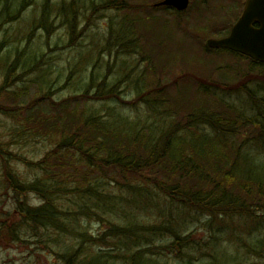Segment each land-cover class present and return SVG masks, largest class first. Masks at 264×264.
<instances>
[{"label":"trees","instance_id":"16d2710c","mask_svg":"<svg viewBox=\"0 0 264 264\" xmlns=\"http://www.w3.org/2000/svg\"><path fill=\"white\" fill-rule=\"evenodd\" d=\"M162 1L126 6L99 0L92 6L89 16L114 10L131 19L116 21L115 30L111 25L104 53L112 62L114 55L135 56L134 69L142 71L135 81L130 74L112 80L113 66L107 61L108 71L99 78L96 68L85 83L81 77L67 78L66 83L83 92L57 105L68 98L89 103L82 108L70 111L60 106L63 112H49L42 107H0L17 122L7 127L8 141L0 136V242L42 246L64 264H264V94L240 92V106L222 88L199 89L205 99L188 106L180 93L174 99L166 96L161 88L165 67L179 62L201 67L203 61L170 52L156 65L155 48L175 38L174 29L183 31L178 20L196 9L191 2L179 13L158 6ZM213 2L208 5L204 0L197 8L201 17L197 24L203 27L198 31L209 39L214 34L227 36L244 5L243 0L237 8L221 3L216 11ZM37 3L42 11L30 37L41 30L49 36L63 17L69 39L63 48L76 47L84 32L80 17L89 12L85 3L76 7L77 0H59L55 15L51 0H0V32ZM159 10L177 22L157 16ZM75 37L80 39L75 42ZM203 49L232 54L210 49L206 42ZM43 58L41 52L28 55L26 47L18 50L4 65L0 96L18 99L24 89L18 83L27 68L34 72L45 68V77L48 64ZM152 68L156 79L150 80ZM251 68L264 77V64L253 62ZM128 82L137 95L127 103L132 108L144 106L145 113L121 125L116 112L102 113L97 105L112 100L125 104L119 88ZM43 85L50 90L49 82L44 80ZM39 144L44 146L41 153L25 152ZM19 164L32 179L21 174ZM238 222L247 226L246 236L235 228ZM198 225L204 238H197ZM93 226L99 231L95 233ZM243 238H248L245 246Z\"/></svg>","mask_w":264,"mask_h":264},{"label":"rangeland","instance_id":"374dc122","mask_svg":"<svg viewBox=\"0 0 264 264\" xmlns=\"http://www.w3.org/2000/svg\"><path fill=\"white\" fill-rule=\"evenodd\" d=\"M58 1L59 0H51L53 15L59 11L60 4ZM98 1L99 0H77L75 6L79 7L85 3L89 12L87 11L84 13L86 16L80 17L79 25H81L79 28L84 30L82 34L83 38L79 41L78 45L73 48H63L69 41L66 35L67 27L64 21H62L65 20L63 17L55 22L53 32H51L49 36L47 35L48 37L44 30L38 31L34 36L30 37L31 27L35 26L40 19L39 16L42 11L40 3L31 6L24 13L21 20L15 25H11L0 32V45L3 43L0 50V88H2L4 83L6 68L4 65L15 58L18 50H22L26 47L28 55L39 54L40 52L44 53L43 60L48 64L45 77H43L44 73L42 72V69L45 68L35 72L27 68L21 73L22 81L18 83V86L24 88L23 92L19 94L15 102L7 100L6 94L0 96V107L3 109L14 106H19V109L20 107L24 109L42 107L45 111L49 112H63L64 110L60 109V106L66 107L71 111V109L76 106L82 108L89 104L82 100L71 101L70 98H68L67 103L63 101L61 104L57 105V102L80 91L78 86L72 83H66L68 77H71V79L75 78V80L81 77L83 83H85L90 73L95 68L98 78L107 73L109 67L107 61H109V57L108 54L104 52H107L106 49L109 48L108 40L111 31L117 28L113 25H116V21L119 22V20H125L127 23H129L128 20H131L125 15L126 12H114V10H105L103 12L100 10L98 14L97 11H93L92 13L94 16H89L91 14V9H94L92 8L93 4L96 6L99 4ZM109 1L124 2V4L128 6L136 2L148 3L151 0H107V2ZM212 1H214L213 4H216V11L220 8L221 3L232 5L234 8H237L238 4L241 3L240 0H208V5L212 4ZM245 1L246 0H243V3ZM66 2L70 3L72 0H66ZM192 2L193 7L196 9L189 14H184V16L180 17V20H178V22H181L180 25L183 27V31L174 29V33H176L175 38L172 36L170 40L165 39L162 48H155V62L158 66V62L161 63L171 52L173 56L177 57L188 55L191 58L202 59L203 65H201V67L191 68L179 62L176 66L172 65L170 67H165L163 69L164 72L161 74V88L164 90L166 96H170L174 99L180 93L181 99H184L182 103L184 106H188L201 99V101L205 99L199 89L219 90L222 88L227 91L226 93H232L228 97L229 100L240 106L243 101V98L239 94L240 92L244 95H248L251 91H257L258 94L263 95L264 90L262 87L264 85V77L252 71V63L248 59L230 53H205L203 43L209 38L198 31V29L203 27L197 24L201 18H199L197 8L200 7L204 0H192ZM141 10L145 11V9ZM157 12V16H163L165 19H169L171 23H174L176 20L175 17L168 15L163 10ZM210 16H213V14ZM111 25L113 26L112 30ZM184 28H186V31ZM214 35L211 37L217 38L216 34ZM157 36L161 37L159 35ZM29 37L30 40L28 44ZM79 39L80 38L75 37L74 41L77 42ZM113 60L116 61H109V64L113 66L111 70L112 74L110 75L112 80L115 79V81H117L123 79L126 74H130L131 81H135L140 76L142 71H140V69L139 71L134 69L137 63L135 56L118 55L115 57L114 55ZM98 64L99 66H97ZM144 65L146 67L147 64L145 63ZM65 67H67V70L61 72L64 71ZM154 72L153 68L148 72L147 76L150 80L156 79L153 77ZM44 80L50 83L49 91L45 89L47 85L45 87L43 85ZM14 88L17 87L14 86ZM119 91L122 99L126 102L125 104L112 100L97 105L98 108L102 113H108L109 111L116 112L121 117V125H127V118L128 121L139 120L142 114L145 113V107L138 105L136 108H132V106L127 103L136 98L137 92L134 85L128 82L122 85ZM80 92H83V90ZM51 99L56 101L54 106L51 103ZM20 112L21 110L18 111V113ZM26 112L27 111H25V114ZM3 113L4 112L0 111V136L3 135V137H5L3 138L4 141H8L7 127L16 125L17 122ZM162 124L163 119H161L160 116L159 125ZM251 130L253 129L247 130L246 134H250ZM43 148V144H39L36 148L28 146L25 152L29 156H33L36 155L32 154L35 149L36 152L34 153H41ZM16 166L24 177L32 179V175L23 165L19 164ZM30 200L35 203L31 198ZM92 228L95 233L100 229L97 226H93ZM235 228L242 229V236H246V225H241V223L238 222L235 224ZM250 228H252L251 224L249 226V229ZM197 229V238H204L205 234L199 231L203 229L202 225H198ZM242 240L244 246L247 245L248 238H243ZM4 241L0 242V264H64L63 261L58 260L57 257L53 256L42 246L33 245V243L30 242L27 243V247L9 246ZM250 260L252 261L251 256ZM260 264H262V262H260Z\"/></svg>","mask_w":264,"mask_h":264},{"label":"water","instance_id":"95a60500","mask_svg":"<svg viewBox=\"0 0 264 264\" xmlns=\"http://www.w3.org/2000/svg\"><path fill=\"white\" fill-rule=\"evenodd\" d=\"M161 6L185 12L190 0H164ZM209 48H222L264 64V0H247L240 19L223 39H209Z\"/></svg>","mask_w":264,"mask_h":264}]
</instances>
